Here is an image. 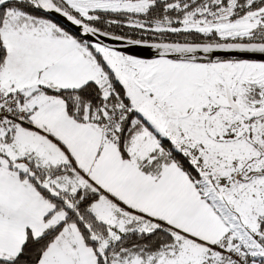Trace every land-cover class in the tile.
<instances>
[{"label": "snow or ice", "instance_id": "obj_1", "mask_svg": "<svg viewBox=\"0 0 264 264\" xmlns=\"http://www.w3.org/2000/svg\"><path fill=\"white\" fill-rule=\"evenodd\" d=\"M0 264H264V0H0Z\"/></svg>", "mask_w": 264, "mask_h": 264}]
</instances>
